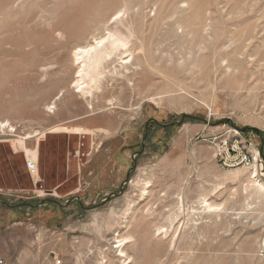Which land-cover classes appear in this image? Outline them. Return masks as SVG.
Masks as SVG:
<instances>
[{
    "label": "rangeland",
    "instance_id": "374dc122",
    "mask_svg": "<svg viewBox=\"0 0 264 264\" xmlns=\"http://www.w3.org/2000/svg\"><path fill=\"white\" fill-rule=\"evenodd\" d=\"M112 32L135 65L83 98ZM0 128L4 264H264V0H0Z\"/></svg>",
    "mask_w": 264,
    "mask_h": 264
},
{
    "label": "bare ground",
    "instance_id": "6f19581e",
    "mask_svg": "<svg viewBox=\"0 0 264 264\" xmlns=\"http://www.w3.org/2000/svg\"><path fill=\"white\" fill-rule=\"evenodd\" d=\"M80 23L81 22L77 20L75 24ZM130 46L126 38L113 34L112 32L109 34L107 33V37L95 39L94 43L91 45L88 44L85 47L77 48L74 53V65L78 67L76 76L77 81L74 84L77 93L81 94L83 98L90 97L93 90L100 87L101 79L105 77L102 76V74H105L107 66L111 61L113 63L116 61L119 62V68L121 69H128L130 68L129 66H134V51H132V46ZM63 93L64 90L60 95ZM43 135V137H45L46 133ZM32 153H36V151ZM262 187L264 188V185Z\"/></svg>",
    "mask_w": 264,
    "mask_h": 264
},
{
    "label": "crops",
    "instance_id": "0c3cea01",
    "mask_svg": "<svg viewBox=\"0 0 264 264\" xmlns=\"http://www.w3.org/2000/svg\"><path fill=\"white\" fill-rule=\"evenodd\" d=\"M40 141V140H39ZM102 145L101 144H98L96 145V148L93 146L91 151L89 153H87V157H88V160H87V165H92V166H95V167H98L99 164H104V169H107V167H109V163L112 162L113 160V154L110 153V151L108 150L107 153H102L103 149H102ZM25 149L29 152V150L27 149V146H25ZM107 150H105L104 152H106ZM36 151V153H31L33 155L34 158H37L38 159V151L37 150H34V152ZM32 152V151H31ZM79 155V153H78ZM101 162V163H99ZM113 163H111L112 165ZM120 165V164H119ZM119 167H124L123 165L122 166H119ZM89 176L91 177V179L94 181V182H99V184H101L102 182H104L107 178V175L103 174L101 170L97 169L96 172H91L89 174ZM42 179V178H41ZM103 179V180H102ZM43 182V180H42ZM101 188V186H100ZM23 205H25L24 203H20L18 206L20 207L19 208V211H22L21 210V207H23ZM16 210L17 208H13L12 207V222L15 223L17 222L18 220L16 219L17 216H16Z\"/></svg>",
    "mask_w": 264,
    "mask_h": 264
},
{
    "label": "built area",
    "instance_id": "2783aa9c",
    "mask_svg": "<svg viewBox=\"0 0 264 264\" xmlns=\"http://www.w3.org/2000/svg\"><path fill=\"white\" fill-rule=\"evenodd\" d=\"M25 158H26V166L28 173L30 174L31 178L34 181V186H35L34 193L39 197L45 195L47 192L43 190L42 179L38 167V159L31 157L27 153H25ZM0 264H4V261L0 260ZM54 264H62V261L56 258Z\"/></svg>",
    "mask_w": 264,
    "mask_h": 264
},
{
    "label": "water",
    "instance_id": "95a60500",
    "mask_svg": "<svg viewBox=\"0 0 264 264\" xmlns=\"http://www.w3.org/2000/svg\"><path fill=\"white\" fill-rule=\"evenodd\" d=\"M185 119V117H183V120ZM49 201V200H48ZM45 202H47V200L46 201H43L39 206H42V205H44L45 204Z\"/></svg>",
    "mask_w": 264,
    "mask_h": 264
}]
</instances>
